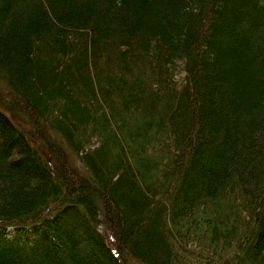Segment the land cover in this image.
I'll return each mask as SVG.
<instances>
[{"label":"trees","instance_id":"1","mask_svg":"<svg viewBox=\"0 0 264 264\" xmlns=\"http://www.w3.org/2000/svg\"><path fill=\"white\" fill-rule=\"evenodd\" d=\"M0 81V264H264V0H0Z\"/></svg>","mask_w":264,"mask_h":264},{"label":"rangeland","instance_id":"2","mask_svg":"<svg viewBox=\"0 0 264 264\" xmlns=\"http://www.w3.org/2000/svg\"><path fill=\"white\" fill-rule=\"evenodd\" d=\"M179 76H181V74H178L177 77H179ZM0 82L3 83L2 81H0ZM2 88H4V86L0 85V92L2 94V97L0 99L2 101L3 106L12 114V116L15 119L17 118L21 122L23 121V124L22 125H20V123L18 121L17 122L19 124L17 122H16V124L18 126H20V128H22V130L25 133L27 132L26 135L28 136V139H30L31 142H35L34 140L37 141L38 137H41L42 136V137H45L46 138V141L51 145V146L49 144L47 145V147H48V149L50 151L52 150V148H55V147L59 149V146L54 143V142H56L57 144H59L58 143V139L51 137L49 135V133L43 128L44 126L39 125V122L38 121L33 120L34 126H37L36 127L37 131H39V132L41 131V136H34L32 134V131H29L28 130V127H30L32 125V123H31V121L28 118L29 115H28L27 111L25 109L20 108L18 105H15L13 103V99H12L11 95L10 94H7L5 92V90H3ZM154 135H155V133L154 132H151V136L153 137ZM34 137H36V138H34ZM40 148H41V151L43 152V154L46 156L48 152L44 150V147L43 148L40 147ZM63 152H64V155H65V160L72 161L73 163H75L76 164L75 167L77 166L76 168H78L79 170H81L82 173H83L84 172V168L81 166V164L75 158L74 154L72 152H68L66 149H64ZM149 172H150L149 173V177L150 178H153V177L157 176V168L156 169L155 168L154 169H150ZM238 214H241V212H239ZM188 242H189V240L187 239L186 244ZM186 244H183V243L181 244V250H179L176 246H173L174 248H176V251H175L176 253L174 254L175 257H177L179 260L185 259L186 262H190V263H193L195 261L196 262H199L200 260L202 261V259H204V257H201L199 254L195 253L196 248L194 246L187 245L186 248H182V246H185ZM122 262L124 264H138L135 261L129 260L127 257H126L125 261L123 260Z\"/></svg>","mask_w":264,"mask_h":264}]
</instances>
